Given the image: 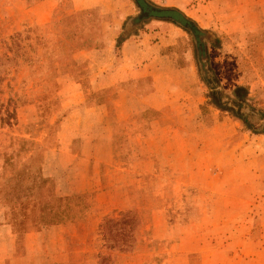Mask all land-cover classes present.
<instances>
[{"label": "rangeland", "instance_id": "374dc122", "mask_svg": "<svg viewBox=\"0 0 264 264\" xmlns=\"http://www.w3.org/2000/svg\"><path fill=\"white\" fill-rule=\"evenodd\" d=\"M40 1L0 0V264H22L12 259L25 257L26 238L36 264L116 259L102 248L99 226L130 212L144 213L146 223L129 264H264V135L207 97L219 92L228 105L233 89L246 87L250 105L264 114V0H145L179 7L191 23L172 25L166 63L174 74L165 92L159 80L156 99L166 107L155 131L146 115L118 127L114 166L95 172L72 156L104 132L79 119L78 99L93 101L95 79L72 56L87 45L82 37L105 33L119 60L121 43L146 31L147 20L137 19L133 0H57L44 26L30 25L24 8ZM74 71L85 77L81 89L72 85ZM183 116L190 120H174ZM248 121L264 124L258 114ZM135 137L143 150L156 146L155 165L120 187ZM152 215L159 219L154 241ZM58 225L66 227L62 236L51 229ZM31 232L42 236L33 241L25 236Z\"/></svg>", "mask_w": 264, "mask_h": 264}, {"label": "crops", "instance_id": "0c3cea01", "mask_svg": "<svg viewBox=\"0 0 264 264\" xmlns=\"http://www.w3.org/2000/svg\"><path fill=\"white\" fill-rule=\"evenodd\" d=\"M75 2V0H72L73 5H76ZM56 3L57 0H43L26 6L24 13L29 18L30 25L44 26L48 22L50 14L56 8ZM80 9H84V7H75L74 11L76 12ZM179 9L178 7L177 10ZM172 25L169 22L148 19L144 25L146 31L134 34L121 43L119 60L114 56L116 48L110 42L108 34L97 35L90 33L84 38L82 37L83 41L87 42V45L74 54L72 59L76 65L87 64L86 70L88 72L85 77L95 80L90 82L93 87V101L84 103V99H78L82 103L80 108L84 107L85 116V118L80 116L79 119L82 118V121L85 119V124L82 126L91 128V131L93 129H95L94 131H97V129L104 131H98L95 136L89 138L87 151H84L81 155L79 153L72 155L74 156V161L82 165L84 170L95 172L104 167L108 171L111 170L109 168L113 167L115 162L113 156L114 148L116 149L115 141L123 137V133H118L115 130L118 127L123 128L134 117L140 115L148 116L144 120L153 129L150 133L155 131L154 127L159 123L158 112L166 107L163 102L165 98L161 97L162 101L160 103L156 99L160 91L159 80H162L161 86L165 85V87L162 86L161 88V91L165 92L171 84L169 75L174 74L166 63V50L168 45H170V36L172 32H175ZM160 63L161 67L159 66ZM159 75L163 77H158ZM74 76L75 81H73L72 85L81 89L83 86L82 81L85 77L82 78L81 72H75ZM99 77L100 79L96 80ZM165 88L167 89L165 90ZM70 98L71 96H68V99ZM90 118L91 120H89ZM174 120L185 123V120L189 121L190 117L183 116ZM117 134L119 136L116 137ZM149 137L150 140L156 141L152 134ZM139 140V138L135 137L136 142L132 148L134 159L124 169L125 174L119 175H126L127 177L124 180L120 179V181H124L123 183L120 182V187L128 186L130 179L137 180L138 176L146 175V171L154 168L158 149L155 145H150L151 150H143L141 146L137 145V143L140 144ZM137 155L142 158H138ZM158 228L159 219L152 215L147 231H149V237L153 241L157 238ZM51 229L62 236L66 227L58 225L52 226ZM52 230L48 229V232ZM246 233L248 234V232ZM25 236L34 241L37 238L39 240L42 233L31 232ZM24 243L26 246L25 257H20L22 260H18L20 258L15 257L12 259V263L17 261H22V264L35 263L33 262L32 249L27 238L24 239ZM246 246H249V241H247ZM102 248L107 251L103 246ZM133 255H117L119 258L118 264H129L131 259H134ZM128 256H131V258H128ZM63 264H65L64 261Z\"/></svg>", "mask_w": 264, "mask_h": 264}, {"label": "trees", "instance_id": "16d2710c", "mask_svg": "<svg viewBox=\"0 0 264 264\" xmlns=\"http://www.w3.org/2000/svg\"><path fill=\"white\" fill-rule=\"evenodd\" d=\"M133 1L139 11L142 14L149 16L151 19L169 22L176 26H185L191 23L186 16L177 9L155 8L145 2V0ZM248 95L249 93L246 87L236 86L233 89L232 98H229L228 100V105L221 103V94L219 92H211L207 97L214 107L221 112L230 113L232 117L241 121L248 131L255 135H264V124L259 126V129L255 128V126L248 121V117L254 114H258L260 117L264 118L262 112H258L252 105H250ZM244 111L247 113L244 114ZM145 216L144 213L138 214L137 216V214L130 212L122 215L119 220L112 218H106L103 220V223L99 226V234L104 242V248L108 252L117 253V255L133 252L136 248V239L138 237L137 232L140 230V233H144L143 226L146 223ZM117 262V258L115 259L108 256L101 257L97 264H117Z\"/></svg>", "mask_w": 264, "mask_h": 264}, {"label": "water", "instance_id": "95a60500", "mask_svg": "<svg viewBox=\"0 0 264 264\" xmlns=\"http://www.w3.org/2000/svg\"><path fill=\"white\" fill-rule=\"evenodd\" d=\"M150 17H148V16H145V15H143L142 13L140 14V17H138L137 19H143V20H148ZM181 27H183V28H186L187 29V27H185V26H182L181 25Z\"/></svg>", "mask_w": 264, "mask_h": 264}]
</instances>
